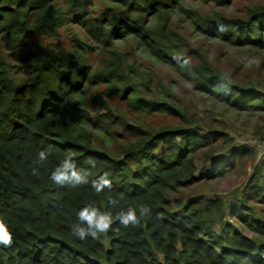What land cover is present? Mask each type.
Returning <instances> with one entry per match:
<instances>
[{"label": "trees", "instance_id": "16d2710c", "mask_svg": "<svg viewBox=\"0 0 264 264\" xmlns=\"http://www.w3.org/2000/svg\"><path fill=\"white\" fill-rule=\"evenodd\" d=\"M56 1L0 0V223L13 236L11 246L0 245V264H264V219L245 201L227 211L218 195L186 205L182 198L202 179L223 175L225 158L200 177L194 163L195 154L222 134L197 128L153 134L126 125L123 136L110 130L122 126L121 118L93 92L99 86L107 97L131 91L119 50L109 46L132 35L158 62L177 68L195 90L241 111L264 110V94L231 85L203 58L192 66V57L201 58L199 51L174 45L167 26L156 31L145 24L149 15L178 6L205 37L235 49L264 50V8L234 19L186 10L184 0H110L119 9L93 18L90 0H68L73 21L91 40L75 35L68 49L60 40L67 18ZM97 45L111 54L102 68L89 57ZM127 100L139 112L184 113L176 105L140 100L135 92ZM111 135L127 145L106 146ZM41 151L47 153L44 161ZM65 163L71 166L70 181L57 184L52 175ZM84 208L110 214L109 230L79 239L75 226L88 227L78 219ZM129 209L138 223L125 226L119 214ZM216 224L221 232L220 227L213 232Z\"/></svg>", "mask_w": 264, "mask_h": 264}, {"label": "rangeland", "instance_id": "374dc122", "mask_svg": "<svg viewBox=\"0 0 264 264\" xmlns=\"http://www.w3.org/2000/svg\"><path fill=\"white\" fill-rule=\"evenodd\" d=\"M89 15L101 17L108 8L119 6L110 0H90ZM56 6L67 21L60 29V40L68 49H73V36H79L84 42H89L87 31L73 21V13L68 0H57ZM264 8V0H229L224 3L214 0H184L186 10H195L202 15L222 13L229 18L247 19L248 10ZM146 25L150 24L156 31L167 26L174 45H181L183 51L193 48L201 53V58L192 57L191 65L201 64L200 59L210 62L214 69L221 72L231 85L246 89H255L264 94V50L242 48L235 49L230 45L216 42L199 33L188 18L185 10L174 7L168 13L149 15ZM114 42V43H113ZM92 45L94 43H91ZM94 46V45H93ZM119 50L117 58L123 59L122 70L124 82L131 91L123 96H108L105 87L93 89L96 98L103 105L112 109L115 116L122 120V126L110 127L111 132L125 136V126H135L157 134L162 130L175 132L189 128H197L202 132H220L222 137L215 143L199 150L194 156L196 176H205V168L214 166L218 158L228 162L223 168V175L214 179H202L192 187L182 192L185 205L187 201L199 198L214 199L216 195L222 198L227 211L230 205L243 201L254 210V215L264 219V110L241 111L232 108L219 99L195 90L185 77L162 62H158L132 35L124 39H115L110 46ZM91 51L89 54L92 65L103 67L109 61V49ZM97 50V49H96ZM135 92L140 100L152 101L158 104H172L182 109L183 116L155 112L149 114L133 110L128 103V96ZM106 95V96H105ZM107 111H102L104 114ZM107 128V125H106ZM114 134V133H113ZM106 146H114L120 150L127 145V140L114 135L106 136ZM102 142V141H101ZM210 171V169H209ZM253 186L255 189H253ZM229 222L241 230L249 238L257 237L247 231L234 218ZM231 223V224H232ZM221 232L219 224L214 225L213 232ZM235 227V228H236ZM264 260V256H263Z\"/></svg>", "mask_w": 264, "mask_h": 264}, {"label": "clouds", "instance_id": "9594fccd", "mask_svg": "<svg viewBox=\"0 0 264 264\" xmlns=\"http://www.w3.org/2000/svg\"><path fill=\"white\" fill-rule=\"evenodd\" d=\"M39 157L41 161H44L47 158V153L45 151H41L39 153ZM71 167L67 163H65L62 167H58L56 171L52 175V179L57 184H65L70 181V177L68 175V169ZM77 183L81 182V179L77 177ZM105 184L108 181H104ZM148 209L142 208L141 215L146 214ZM120 222L125 226L129 224L138 223L137 215L134 210L129 209L126 213L122 212L119 214ZM79 221L86 223L88 225L87 228L80 227L76 225L74 228V232L79 239H85L88 236L97 237L98 233L107 232L112 224V218L110 214H100L95 208H84L78 213ZM13 243V236L7 230L3 223H0V245L11 246Z\"/></svg>", "mask_w": 264, "mask_h": 264}, {"label": "built area", "instance_id": "2783aa9c", "mask_svg": "<svg viewBox=\"0 0 264 264\" xmlns=\"http://www.w3.org/2000/svg\"><path fill=\"white\" fill-rule=\"evenodd\" d=\"M262 145L264 146V139H263V141H262Z\"/></svg>", "mask_w": 264, "mask_h": 264}]
</instances>
